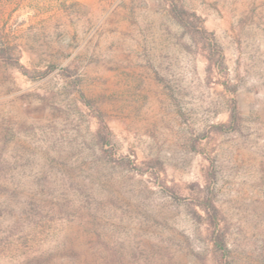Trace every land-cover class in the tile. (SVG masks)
I'll list each match as a JSON object with an SVG mask.
<instances>
[{
	"label": "rangeland",
	"instance_id": "obj_1",
	"mask_svg": "<svg viewBox=\"0 0 264 264\" xmlns=\"http://www.w3.org/2000/svg\"><path fill=\"white\" fill-rule=\"evenodd\" d=\"M0 264H264V0H0Z\"/></svg>",
	"mask_w": 264,
	"mask_h": 264
},
{
	"label": "trees",
	"instance_id": "obj_2",
	"mask_svg": "<svg viewBox=\"0 0 264 264\" xmlns=\"http://www.w3.org/2000/svg\"><path fill=\"white\" fill-rule=\"evenodd\" d=\"M235 112H236V106H235V104H233V106H232V115L233 116H234Z\"/></svg>",
	"mask_w": 264,
	"mask_h": 264
}]
</instances>
